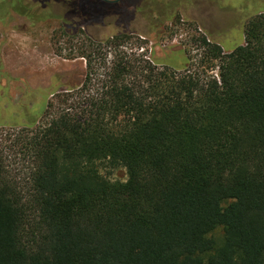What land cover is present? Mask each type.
<instances>
[{
  "label": "trees",
  "instance_id": "obj_1",
  "mask_svg": "<svg viewBox=\"0 0 264 264\" xmlns=\"http://www.w3.org/2000/svg\"><path fill=\"white\" fill-rule=\"evenodd\" d=\"M170 2L142 0L135 24L173 19ZM246 9L242 44L225 54L213 25L181 70L89 61L29 127L24 180L0 150V264H264V12Z\"/></svg>",
  "mask_w": 264,
  "mask_h": 264
},
{
  "label": "rangeland",
  "instance_id": "obj_2",
  "mask_svg": "<svg viewBox=\"0 0 264 264\" xmlns=\"http://www.w3.org/2000/svg\"><path fill=\"white\" fill-rule=\"evenodd\" d=\"M229 1L232 0H217L219 8L210 10L206 19L200 17L197 21L179 17L147 31L146 35L131 32L138 27L122 21L125 30L130 32L125 33L117 25L116 18L100 21L97 26L81 28L74 34L64 33L56 20L29 28L17 26L8 30L7 27L6 31L5 26H1L4 31L0 35V150L6 158L10 174L17 179L26 178L30 167L26 146L29 127L46 121L43 117L46 103H53L55 109L50 111L52 115L58 108H66L58 97L77 93V88L85 80L89 61L101 71L110 65L115 53L122 51L132 54L131 57L150 60L159 67L166 65L177 70L184 69L195 62L203 51L194 38L207 37L204 30L211 32L213 25L217 29H227V7L239 11L245 6L251 16L264 12V3L256 8L243 0H235L236 5ZM208 7L212 9L214 5ZM190 16L195 17L192 13ZM247 21L246 18L243 20L241 30L231 27L227 38L218 41L225 54L244 42L243 29ZM117 34L128 37L113 40ZM90 39L95 43L85 48ZM211 73L216 76L217 69ZM33 116L36 117L34 125ZM100 174L110 181L126 180V171L122 167L102 165ZM215 233L220 234V228Z\"/></svg>",
  "mask_w": 264,
  "mask_h": 264
},
{
  "label": "flooded vegetation",
  "instance_id": "obj_3",
  "mask_svg": "<svg viewBox=\"0 0 264 264\" xmlns=\"http://www.w3.org/2000/svg\"><path fill=\"white\" fill-rule=\"evenodd\" d=\"M142 0H0V27L5 26L4 30H13L14 27L24 28L34 27L49 20H56L60 23L59 27L64 33H77L81 28L97 26L100 21L117 19V25L125 30L122 21L136 23L144 19L142 11L137 10V4ZM237 1V0H236ZM235 0L228 3L236 5ZM238 2V1H237ZM239 2H241L239 0ZM250 5L264 3V0H243ZM214 5L212 9L208 6ZM175 15L173 19L166 20L164 23L180 19H206L210 10L219 8L217 0H171L169 5ZM230 7L226 8L228 15V27L225 30L214 28L213 32L220 35H228L231 27L241 30L243 20L247 15L236 11ZM194 14L195 17L190 16ZM251 16V15H250ZM9 21L13 23L9 24ZM163 23V24H164ZM144 24V23H142ZM131 29V32L139 34L140 31L147 32L149 29L141 28L138 24ZM8 27V28H7ZM205 29V28H204ZM203 29V30H204ZM0 29V35L2 31ZM206 33V30H204ZM1 71V64H0Z\"/></svg>",
  "mask_w": 264,
  "mask_h": 264
}]
</instances>
